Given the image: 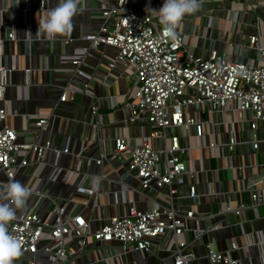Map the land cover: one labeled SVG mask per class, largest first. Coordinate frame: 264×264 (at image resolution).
Returning a JSON list of instances; mask_svg holds the SVG:
<instances>
[{"label":"crops","instance_id":"obj_1","mask_svg":"<svg viewBox=\"0 0 264 264\" xmlns=\"http://www.w3.org/2000/svg\"><path fill=\"white\" fill-rule=\"evenodd\" d=\"M117 1L78 0L82 11L73 17L72 30L49 39L38 34L37 27L59 0H0L4 11L0 37H6V24L16 26V39L5 40L0 55L3 65L13 67L5 99L0 101V108L7 109L3 124L16 129L20 141L44 143L49 139L53 145L43 162H37L34 152H19V160L27 158L29 164L18 168L14 180L31 194L16 213L37 212L43 221L52 222L57 207L65 206L66 219L82 213L92 231L102 228L109 217L126 214L132 205L147 210L159 202L173 205L182 215L184 232L176 236L169 231L152 238L148 251L92 238L81 250L79 240L68 237L70 254L63 264H173L180 242L186 243L184 253L195 255L187 264H212L208 245L230 253L238 264H264V120L253 128L251 110L240 112L231 102L227 109L213 111L203 102L187 110L198 124L164 129L154 146L164 149L178 136L182 157L196 173L195 179L184 177L176 195H170L167 187L162 192L143 190L129 171V159L120 160L114 154L116 139L137 144L154 128L144 116L134 122L130 119L127 103L134 100L137 89L133 68L120 63L110 67L118 49L92 46L84 38L99 32L106 23L103 10ZM15 3L18 10H9ZM162 4L163 0L130 1L134 9L155 14L159 23L158 12L153 10ZM199 4L195 13L179 22L184 45L194 56L208 58L217 50L233 61L264 65V0H199ZM253 36L259 37L255 43L251 42ZM67 89L73 92V99L61 101ZM188 93L197 95L193 90ZM40 118H49L46 129L36 126ZM199 124L202 135L198 134ZM233 138L236 144L229 149ZM102 154L106 158L98 164ZM8 181L0 169V186ZM255 181H260L256 189L263 195L258 205L251 198ZM193 183L198 192L195 199L188 197ZM80 186L94 189V193L79 192ZM244 204L248 207L236 215L234 209ZM190 210L194 217L187 218ZM232 243L237 246L234 250ZM37 259V264H48L49 255L39 252ZM26 260L21 264H27Z\"/></svg>","mask_w":264,"mask_h":264},{"label":"built area","instance_id":"obj_2","mask_svg":"<svg viewBox=\"0 0 264 264\" xmlns=\"http://www.w3.org/2000/svg\"><path fill=\"white\" fill-rule=\"evenodd\" d=\"M131 0H118L103 10L106 23L98 33L87 34L84 38L92 46L101 44L111 45L118 49L117 56L110 63L114 67L120 63L131 67L136 76V93L134 100L127 103L131 109V121L141 116L146 117L154 125L149 136L137 144H132L127 138L115 141L114 154L120 160L129 159V171L136 177L143 190L157 189L163 191L168 188L170 195L178 193L177 185H184V177L195 179L196 173L188 169L182 157L184 151L178 136L171 139V144L158 149L154 141L162 137L164 129L170 126H191L198 122L187 115L189 107L207 102L213 111L227 109L231 102H235L240 112L251 110L252 127L256 128L260 120H264V65L250 62L233 61L213 50L208 58L196 57L184 45V35L176 27L177 38L173 41L163 35V26L156 20L155 14L140 12L130 6ZM9 10H18V5ZM3 9H0V24ZM6 37H0V55L3 52L5 40L16 39V26L6 24ZM259 37L253 36L251 42H257ZM69 41V40H67ZM78 63V62H76ZM13 68V67H12ZM11 67L0 62V101L5 99L6 90L10 84ZM79 74L87 76L84 72ZM89 77V76H87ZM193 90L196 96L188 91ZM73 92L65 90L61 101L73 99ZM94 113L97 108L93 107ZM7 117V109L0 108V169L8 179H14L19 167L29 164L27 158L19 160V152H34L37 162H43L47 150L53 148L48 139L44 143H37L31 139L19 140L16 129L3 124ZM49 118L36 120L37 127L46 129ZM198 134L202 135L201 125ZM235 139L228 144L233 149ZM258 141L255 147H258ZM215 146V145H214ZM68 152L66 148L64 150ZM59 152V151H58ZM105 154L96 161L102 164ZM262 181V180H260ZM253 182L251 189L252 204L263 202L262 191L256 189L258 182ZM6 184V183H5ZM82 193L93 194L94 189L78 187ZM188 197H198L197 187L193 183L189 186ZM247 205H240L234 209L240 215ZM229 210H232L228 208ZM65 206L56 209L55 219L45 222L37 212L16 214V218L8 223V231L16 236L22 245V254L13 261L21 264L27 259V264H37V254L44 252L49 255L48 264H63V260L70 254L66 248V239L76 237L80 249L87 247L89 239L100 243L119 241L124 248L133 247L137 250H150L152 238L160 237L167 232L176 236L184 232L182 215L173 205L165 206L159 202L154 207L141 210L132 205L124 215L109 217L104 226L96 231L91 230L90 221L75 213L66 219ZM194 211H188L186 217H194ZM185 242H180L174 253L173 264H187L193 253H184ZM232 243L231 249H236ZM208 258L212 264H238L231 254L216 251L211 245L207 246Z\"/></svg>","mask_w":264,"mask_h":264},{"label":"clouds","instance_id":"obj_3","mask_svg":"<svg viewBox=\"0 0 264 264\" xmlns=\"http://www.w3.org/2000/svg\"><path fill=\"white\" fill-rule=\"evenodd\" d=\"M199 7V0H163L162 6L153 11L158 12L164 37L174 41L178 23ZM80 11L78 0H59L57 6L40 20L37 33L49 39L69 33L73 28V17ZM30 194L26 186L14 179L0 186V264H13L22 254L20 240L8 231L7 226L16 218V210L25 206Z\"/></svg>","mask_w":264,"mask_h":264}]
</instances>
